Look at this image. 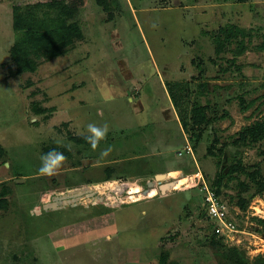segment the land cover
I'll list each match as a JSON object with an SVG mask.
<instances>
[{
	"label": "rangeland",
	"instance_id": "obj_1",
	"mask_svg": "<svg viewBox=\"0 0 264 264\" xmlns=\"http://www.w3.org/2000/svg\"><path fill=\"white\" fill-rule=\"evenodd\" d=\"M28 1L0 0V264H232L233 249L264 264V140L235 144L264 119V0H113L111 20L86 0L85 40L13 78L12 7ZM169 83L187 85L180 109ZM89 124L108 129L95 148L73 140ZM51 148L71 159L41 174ZM222 176L236 228L217 234L200 189Z\"/></svg>",
	"mask_w": 264,
	"mask_h": 264
},
{
	"label": "trees",
	"instance_id": "obj_2",
	"mask_svg": "<svg viewBox=\"0 0 264 264\" xmlns=\"http://www.w3.org/2000/svg\"><path fill=\"white\" fill-rule=\"evenodd\" d=\"M245 2V0H240ZM96 4L108 14L111 20L114 16L113 0H95ZM86 0H33L28 2H16L12 7V27L15 32V42L10 49L11 60L15 67L8 68L9 77H17L24 73L36 72L42 62L51 61L66 54L77 42L85 40V33L78 20L81 9L85 6ZM233 31V28H230ZM227 37L230 33L226 29L220 30ZM233 36V34H231ZM220 38L217 39V41ZM223 47V42L220 43ZM186 84L169 83L168 92L174 107L180 109L186 91ZM206 87V85L204 86ZM180 123L183 129L187 130L188 120L181 113ZM189 120L196 128L209 125L211 119L208 115V106L196 105L191 111ZM77 144H89L87 138H73ZM264 140V119L257 121L253 125L246 127L239 138L235 141L236 145L251 146L258 144ZM213 147L209 150V155L215 156ZM59 151L64 154L68 161L71 159V153L68 149L51 148L46 150ZM239 168L235 165L231 166L229 174L233 175L238 172ZM224 176L216 179L211 188L221 196L223 188ZM259 192H264V184H259ZM11 189L3 186L0 191V211L7 210L9 207V196ZM241 206H246V202H242ZM207 215V212L205 213ZM208 217V215H207ZM232 264H246L244 257L236 250H230L224 255ZM159 264H168L167 257L161 256Z\"/></svg>",
	"mask_w": 264,
	"mask_h": 264
},
{
	"label": "built area",
	"instance_id": "obj_3",
	"mask_svg": "<svg viewBox=\"0 0 264 264\" xmlns=\"http://www.w3.org/2000/svg\"><path fill=\"white\" fill-rule=\"evenodd\" d=\"M185 151L187 154H192V147L187 145ZM179 155L181 156L182 153L179 152ZM200 191L204 196V203L209 219L217 223L215 232L221 234L225 230L230 232L234 231L236 226L229 216L228 207L221 197L217 195L216 191L204 182L202 183Z\"/></svg>",
	"mask_w": 264,
	"mask_h": 264
},
{
	"label": "clouds",
	"instance_id": "obj_4",
	"mask_svg": "<svg viewBox=\"0 0 264 264\" xmlns=\"http://www.w3.org/2000/svg\"><path fill=\"white\" fill-rule=\"evenodd\" d=\"M88 132L90 135L87 137L88 141L91 143L92 147L95 148L98 142L103 139L107 133V126L103 128L97 127L95 124H89L87 126ZM110 149L105 150L102 155H107ZM66 159L62 152L53 150L41 157V167L39 168V172L41 174L52 175L55 171L62 166V162Z\"/></svg>",
	"mask_w": 264,
	"mask_h": 264
},
{
	"label": "crops",
	"instance_id": "obj_5",
	"mask_svg": "<svg viewBox=\"0 0 264 264\" xmlns=\"http://www.w3.org/2000/svg\"><path fill=\"white\" fill-rule=\"evenodd\" d=\"M178 172V171H177ZM165 173H167V172H165ZM168 173L170 174V173H176V171L174 170V171H168Z\"/></svg>",
	"mask_w": 264,
	"mask_h": 264
},
{
	"label": "water",
	"instance_id": "obj_6",
	"mask_svg": "<svg viewBox=\"0 0 264 264\" xmlns=\"http://www.w3.org/2000/svg\"><path fill=\"white\" fill-rule=\"evenodd\" d=\"M19 182H21V181H19Z\"/></svg>",
	"mask_w": 264,
	"mask_h": 264
}]
</instances>
